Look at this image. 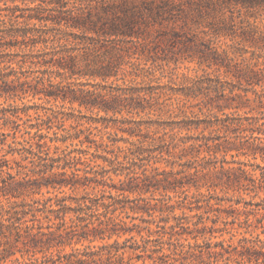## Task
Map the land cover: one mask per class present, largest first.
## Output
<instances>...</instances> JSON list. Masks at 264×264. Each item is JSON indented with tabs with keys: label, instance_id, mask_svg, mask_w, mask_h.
Listing matches in <instances>:
<instances>
[{
	"label": "trees",
	"instance_id": "16d2710c",
	"mask_svg": "<svg viewBox=\"0 0 264 264\" xmlns=\"http://www.w3.org/2000/svg\"><path fill=\"white\" fill-rule=\"evenodd\" d=\"M263 8L264 0H0V100L23 101L31 97L46 104L61 103V108L66 102L78 103L80 107L107 115L122 113L117 103L127 101L131 102L127 106L132 108V112H128L133 114V110H137L136 115L140 116L146 110L144 102L149 101L153 88H134L122 94L114 92L106 99L100 92L86 89L89 81L108 83L111 79L122 80V76L156 81L155 63L161 44L182 43L204 57L209 53L214 55L215 40L234 30L237 12ZM263 76V69L252 71L250 85L260 86ZM32 110L36 111L34 123L30 115ZM24 117L27 120H23ZM73 119L79 127L84 126L83 117L25 103L21 108H12L10 114H4L3 130L9 132H2L4 138L0 140V152L8 148L0 157V264H97L103 259L110 264H132L125 260L126 253L139 252L137 259L140 261L144 260L142 253L150 252L147 246L135 241L134 236L123 244L119 241L133 232L126 228V219H136L131 214L151 216L153 211L145 199H132L127 195L144 190L135 183L140 177L127 172V181L117 184L110 173L122 176L130 156L139 158L155 152L171 154L181 144L193 140L188 136L186 141H180L178 135L182 131L199 129L200 123L187 120L153 123L132 119L130 134L138 139L131 143V148H118L117 153L109 151L106 156L94 155L110 169L84 171V175H80L82 171L71 164L83 161L92 165L90 163L95 161L83 155L58 153V145L75 140L83 145L95 143V140L90 134L83 141L80 133L55 132L54 137L45 133L53 129V124ZM101 119L107 122L106 117ZM207 124L209 127L220 124L227 131L255 132L256 128L251 126H264V117H227L217 124ZM154 125L158 128L150 135L148 132ZM22 127L28 137L18 141ZM10 136L13 141L7 143ZM52 145L56 156L50 153ZM260 145L256 147L259 149ZM194 147L195 144H191L188 149ZM109 154L112 157H108ZM11 162L18 164L16 174L11 171ZM24 162L31 165H24ZM67 168L73 169L71 176H67ZM148 180L146 176L143 183ZM184 180V177L166 180L168 185L164 188L192 185L201 195L202 188L219 186ZM228 182L238 181L229 176ZM43 188L48 189L47 194L55 195L26 201L28 197L42 194ZM65 188L72 194L81 188L86 193L67 196ZM41 221L48 222L50 231H43ZM111 240L113 243L101 246L99 252L75 249L70 254L63 253L66 247L74 248L87 242V250L97 241ZM149 254L148 259L153 264H163L158 263L164 257L161 249ZM212 255L211 251H200V264H215L211 261ZM256 261L260 263L259 259ZM251 262L248 257L247 263Z\"/></svg>",
	"mask_w": 264,
	"mask_h": 264
},
{
	"label": "rangeland",
	"instance_id": "374dc122",
	"mask_svg": "<svg viewBox=\"0 0 264 264\" xmlns=\"http://www.w3.org/2000/svg\"><path fill=\"white\" fill-rule=\"evenodd\" d=\"M262 17H264V8L237 12L234 30L222 34L215 40L214 55L209 53L204 57L182 43H176L174 46L161 44L157 50L155 63L158 70L156 81L133 76H122L123 79L119 81L111 79L108 83H101L100 80L89 81L90 84L86 89L100 92L106 99L114 92L122 94L134 88H153L151 96L148 95L149 101L144 102L146 110L140 116L136 115L137 110H133V114L128 112H132V108L127 106L131 103L127 101L117 103V107L123 109L122 113L107 115L98 110L92 111L80 107L78 103L71 105L66 102L64 108H61V103L46 104L31 97L23 101H7L2 98L0 140L4 138L2 132H9L3 130L4 114H10L14 107L21 108L23 103L30 106L51 107L55 110H63L68 115L83 117L85 123L83 127H79L77 121L73 119L65 123H55L53 129H47L45 133L50 137H54L55 132L80 133V139L83 141L86 140V135L90 134L95 143L85 142L82 145L79 140H75L58 145V153H70L71 156L79 157L83 155L95 161L90 163L92 165H87L83 161L70 165L74 169H80L82 171L80 175H84V171L101 172L104 168L110 169L107 163L96 159L95 156H106L109 151L117 153L118 148H131V143L138 139L130 134L132 119H143L153 123L183 120L198 122L199 129L182 131L178 135L180 141H186L188 136L193 140L185 145L181 144L179 148L172 150L171 154L155 152L150 156L139 158L130 156L122 176L117 177L110 173L117 184L122 180L127 181L125 178L127 172L135 173L137 178L140 177L135 183L140 184L144 190L140 189L127 195L132 199H145L153 209L151 216L147 213L131 214L136 219H126V228L132 229L133 232L119 241L123 244L126 239L134 236L135 241L150 249L149 253L161 249L166 259L162 257L158 263L163 264H200L202 261L200 251L214 253L211 261L215 264H264V126H251L256 128L253 132L244 129L227 131L220 124L211 127L207 124H217L227 117H264V76L261 78L260 86L250 85L249 78L252 71L264 70ZM83 82L88 81L83 80ZM238 105L240 108L236 109ZM30 115L34 123L36 111H30ZM101 117H106L107 122ZM23 120H27V117ZM157 128V125H154L148 133L153 135ZM21 130L18 141L28 137L25 128L22 127ZM111 140L119 142L113 144ZM11 141L13 139L10 136L7 138V143ZM191 144H195V147L188 149ZM258 144H261L259 149L256 147ZM7 150L6 146L5 150L0 152V157ZM50 153L52 156L57 155L54 145ZM108 157L112 156L109 154ZM15 158L19 160V156ZM23 164L31 165L28 162ZM61 164L63 165L64 162L62 161ZM11 166L12 173L16 174L19 170L18 164L11 162ZM203 166L207 169H202ZM242 170L246 173H242ZM55 171L60 172V170ZM72 171V168H67V176H71ZM146 176L149 180L143 183ZM229 176L238 182H228ZM181 177L185 178V182L196 181L199 185L218 184L219 186L211 189L202 188L201 195L192 185L164 188L168 185L166 180ZM145 189L148 191L145 192ZM50 190L53 192L51 188ZM47 191V188H43L42 194L28 197L26 201L55 195L47 194ZM64 191L67 196H82L86 193L83 188L73 194L69 188H65ZM67 222L70 223L69 218ZM40 225L44 232L50 231L47 228L49 227L47 221H41ZM53 227L52 230H55V226ZM137 231H140V234ZM112 243L113 240L97 241L90 249L85 250L88 246L85 242L74 248L66 247L63 253L70 254L75 249H80L81 252H99L101 246ZM149 253H142L144 260L140 261L137 259L139 252H128L124 258L132 264H153L148 259ZM156 257L158 255H155ZM248 257H251V263H247ZM257 259L260 263L256 261ZM97 264H110V262L103 259L98 260Z\"/></svg>",
	"mask_w": 264,
	"mask_h": 264
},
{
	"label": "clouds",
	"instance_id": "9594fccd",
	"mask_svg": "<svg viewBox=\"0 0 264 264\" xmlns=\"http://www.w3.org/2000/svg\"><path fill=\"white\" fill-rule=\"evenodd\" d=\"M262 19H264V17H262Z\"/></svg>",
	"mask_w": 264,
	"mask_h": 264
}]
</instances>
